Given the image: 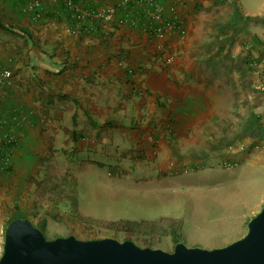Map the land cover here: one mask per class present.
I'll return each instance as SVG.
<instances>
[{
  "label": "rangeland",
  "instance_id": "obj_1",
  "mask_svg": "<svg viewBox=\"0 0 264 264\" xmlns=\"http://www.w3.org/2000/svg\"><path fill=\"white\" fill-rule=\"evenodd\" d=\"M240 3L252 11V0ZM239 9L236 0H208L199 10L200 43L210 52L204 59L217 67V111L207 122L208 134H168L178 125L174 120L152 112L149 121L151 104L135 113L130 100L109 112L88 106L101 122L116 118L113 127L99 126L72 101L44 105L42 94L41 107L51 119L44 130L49 145L35 152L36 171L24 193L18 184L29 208L20 214L35 226L43 219L39 228L46 238L113 237L166 251L175 243L171 220L187 246L220 247L242 237L264 202V137L251 115L264 124V21L241 18ZM133 123L140 127L128 128ZM71 188L79 197L80 220L67 215V202L55 203L61 189ZM132 218L156 221L165 231H124L118 220Z\"/></svg>",
  "mask_w": 264,
  "mask_h": 264
},
{
  "label": "crops",
  "instance_id": "obj_2",
  "mask_svg": "<svg viewBox=\"0 0 264 264\" xmlns=\"http://www.w3.org/2000/svg\"><path fill=\"white\" fill-rule=\"evenodd\" d=\"M37 1L39 17L23 10L22 1L0 0V74L10 72L0 82V253L9 218L29 209L23 193L27 177L36 171L35 152L49 145L44 130L51 119L43 101L46 106L57 98L72 101L76 111L86 113L88 106L120 110L129 100L140 113L151 104L147 120H154L152 112L174 120L178 125L166 132L178 136L208 134L207 122L217 111L212 91L217 67L204 59L210 52L200 43L199 10L208 0H156L163 18H176L182 30L167 29L162 37L148 28L136 0ZM236 1L241 18L264 21V0H252L251 12ZM104 6L115 7L109 24L87 14ZM129 18L134 25L126 22ZM15 27L25 31L17 33Z\"/></svg>",
  "mask_w": 264,
  "mask_h": 264
},
{
  "label": "water",
  "instance_id": "obj_3",
  "mask_svg": "<svg viewBox=\"0 0 264 264\" xmlns=\"http://www.w3.org/2000/svg\"><path fill=\"white\" fill-rule=\"evenodd\" d=\"M246 227L242 237L220 247L177 241L166 251L113 237L46 238L28 218L18 216L4 228L0 264H264V202Z\"/></svg>",
  "mask_w": 264,
  "mask_h": 264
},
{
  "label": "trees",
  "instance_id": "obj_4",
  "mask_svg": "<svg viewBox=\"0 0 264 264\" xmlns=\"http://www.w3.org/2000/svg\"><path fill=\"white\" fill-rule=\"evenodd\" d=\"M246 18H249V17H246ZM14 31H16L17 33H23L25 31V29L15 27ZM251 115H252L253 120L257 124L258 133H260L264 137V124L261 122L260 117L254 113H252ZM89 120L93 124L99 125V126L113 127L115 125V122L113 120H104V121L100 122L99 120H96L90 116H89ZM129 128L138 129L139 125L133 123V124H130ZM76 137H77L76 133H75V131H73V140H76ZM138 159H141V157ZM60 192H61V195L63 194V197L57 196L55 203H58L60 200L67 202L70 205V210H67V215L74 217L77 220L82 219V216L79 214V212L76 208L78 203H79V197L76 194L75 189L71 188L70 191H65L64 189H61ZM14 217H18V215L17 214L12 215L9 218V220L14 218ZM42 221H43V219H40L38 221V224H37L38 227L41 226ZM118 223L121 224L122 229L124 231L129 232V233L151 235V234H154L158 229L165 231V228L162 225L158 224L156 221L146 220V219H142V218L120 219V220H118ZM167 225L171 229V233H172V237H173L174 242L179 241L181 238V234L179 232V229H180L179 224L175 223L174 220H171V222H168ZM124 238H127V237H124Z\"/></svg>",
  "mask_w": 264,
  "mask_h": 264
},
{
  "label": "built area",
  "instance_id": "obj_5",
  "mask_svg": "<svg viewBox=\"0 0 264 264\" xmlns=\"http://www.w3.org/2000/svg\"><path fill=\"white\" fill-rule=\"evenodd\" d=\"M24 2L23 10L33 13L35 17L41 15V10L39 8V2L37 0H19ZM127 1V0H125ZM137 3L142 5L144 11V16L146 17L148 28L154 33L157 37H162L164 32L167 29L173 30H182L180 29L179 20L172 18L170 20H165L162 15V7L156 0H136ZM124 3V2H123ZM69 7H73V4L70 1H67ZM115 13L114 6H104L101 8H89L87 14L98 19L101 23L109 24L112 21V17ZM126 22L129 25H134L135 19H127ZM9 70H3L0 74V82L9 77ZM262 89L263 86H258ZM8 142H13V137L9 136Z\"/></svg>",
  "mask_w": 264,
  "mask_h": 264
}]
</instances>
